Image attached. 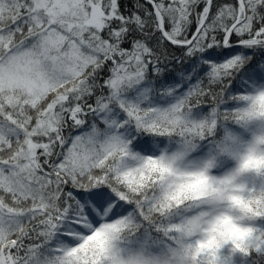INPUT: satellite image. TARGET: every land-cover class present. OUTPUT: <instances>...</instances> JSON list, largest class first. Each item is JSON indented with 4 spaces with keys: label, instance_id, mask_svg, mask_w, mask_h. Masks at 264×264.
Returning <instances> with one entry per match:
<instances>
[{
    "label": "snow or ice",
    "instance_id": "obj_1",
    "mask_svg": "<svg viewBox=\"0 0 264 264\" xmlns=\"http://www.w3.org/2000/svg\"><path fill=\"white\" fill-rule=\"evenodd\" d=\"M0 264H264V0H0Z\"/></svg>",
    "mask_w": 264,
    "mask_h": 264
}]
</instances>
